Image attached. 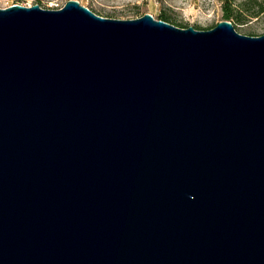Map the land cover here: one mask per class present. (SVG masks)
I'll return each instance as SVG.
<instances>
[{"label":"water","instance_id":"water-1","mask_svg":"<svg viewBox=\"0 0 264 264\" xmlns=\"http://www.w3.org/2000/svg\"><path fill=\"white\" fill-rule=\"evenodd\" d=\"M0 264H264V34L0 8Z\"/></svg>","mask_w":264,"mask_h":264},{"label":"rangeland","instance_id":"rangeland-1","mask_svg":"<svg viewBox=\"0 0 264 264\" xmlns=\"http://www.w3.org/2000/svg\"><path fill=\"white\" fill-rule=\"evenodd\" d=\"M69 0H0V8L12 5L40 6L46 10H58ZM96 15L119 20H131L150 14L159 20L161 14L173 23L209 30L224 19L225 3L232 7L242 5L241 20L231 19L235 30L242 35L258 37L264 34V13L252 16L256 3L264 7V0H75ZM185 29V28H182Z\"/></svg>","mask_w":264,"mask_h":264},{"label":"trees","instance_id":"trees-1","mask_svg":"<svg viewBox=\"0 0 264 264\" xmlns=\"http://www.w3.org/2000/svg\"><path fill=\"white\" fill-rule=\"evenodd\" d=\"M241 8L243 9L242 12L248 11L247 9H244V7H242V5L240 6V8H238V7H232L231 5L225 3V5L223 6V9H224V18L223 19L227 20V21H230L233 18H235L236 20H241V16H242L241 15L242 13H240ZM254 8H255V11H254V13H252V16H257L259 14L264 13V7H262L261 3H259V4L256 3ZM158 19L162 20L164 22H167L169 24H172V25L179 27V28H188V26H183L181 24L173 23V21L169 17H167L163 14H161Z\"/></svg>","mask_w":264,"mask_h":264}]
</instances>
